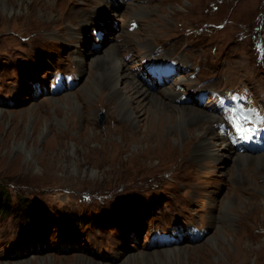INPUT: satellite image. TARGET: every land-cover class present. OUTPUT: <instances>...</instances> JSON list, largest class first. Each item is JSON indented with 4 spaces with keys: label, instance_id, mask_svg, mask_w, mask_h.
Masks as SVG:
<instances>
[{
    "label": "rangeland",
    "instance_id": "1",
    "mask_svg": "<svg viewBox=\"0 0 264 264\" xmlns=\"http://www.w3.org/2000/svg\"><path fill=\"white\" fill-rule=\"evenodd\" d=\"M88 1L0 0V187L14 207L0 214V264H264V200L232 207L228 241L225 199L243 172L228 155L200 156L180 138L192 140L178 118L154 114L164 130L152 131L151 139L118 125L85 141L82 126L65 122L99 99L87 76L98 79L96 68L115 43L118 62L141 78L144 59L158 53L179 59L180 74L153 89L176 88L182 94L170 100L180 106L226 120L215 106L225 93L249 95V108L264 113V0H114L98 15L102 2L85 6ZM131 2L147 6L142 18L132 17ZM84 7L96 16L86 30L79 29ZM69 20L82 30L78 45L68 41ZM141 40L153 49H143ZM71 73L78 82L70 88ZM53 83L59 85L54 92ZM202 91L212 95L200 103ZM70 93L81 106L51 99ZM152 106L158 104L143 101L142 117ZM56 107L61 123L53 117ZM226 122L216 123L211 140L227 132ZM96 124L103 130L117 123L100 107ZM225 132L220 143L227 142ZM229 144L232 155L264 152ZM241 221L249 231L242 241H251L254 251H234ZM180 244L190 253L166 255Z\"/></svg>",
    "mask_w": 264,
    "mask_h": 264
},
{
    "label": "bare ground",
    "instance_id": "2",
    "mask_svg": "<svg viewBox=\"0 0 264 264\" xmlns=\"http://www.w3.org/2000/svg\"><path fill=\"white\" fill-rule=\"evenodd\" d=\"M96 2H102L101 4H97L96 9H94L97 15L100 8L103 9L108 5H115L114 0H91L85 2V6H91ZM127 8L131 9V12L133 13L132 17H137L138 19H140L146 12L147 6L131 2L130 4H128ZM80 12L84 13L83 15L86 16V20L84 21V23L79 24L80 26H77H79V29L84 27V29L86 30V27H88L90 23L96 20V16H93L92 12L87 13L86 7H84ZM131 21V19L128 20V23ZM74 25L75 21L69 22L70 40L68 41L77 43L78 45L82 42V30H79L78 27H75ZM128 25L130 26L131 24ZM142 40L140 41V43L142 44L143 49H153L151 42ZM135 41L139 43V40ZM119 46L120 45L118 43H115L109 50V53L106 56V61L97 66L96 69L99 73L98 79H95L94 73V76L92 77L87 76V79L89 80L87 84H91L96 87L99 92V99L94 103H90L89 106L84 110L80 118L77 117L76 113H72V115L68 118V120H65V122H70L74 125V127H77L79 125L82 126L83 130L79 136H83V140L85 141L102 134L104 131L112 129L113 127L116 129L118 128V125H124L126 129L131 133V135L136 136L140 139H143L145 137H149L151 139L150 133L152 131L161 133L164 130V126L162 124L156 123L155 118L153 117L154 114L160 112L162 115L167 116L171 120H175V118H178L180 123L185 126L187 131L192 136V140H186L181 135L180 138L183 139L185 143L190 144V146L196 152H199L200 156L208 155L214 156L217 159H221L222 157L228 155L233 159L235 169L239 170L240 168V171L243 172V176L233 184L232 192H229L225 199V238L228 239V236L233 234L231 233L232 230L230 223L234 216L232 207L234 205H240L245 202L248 204H256L260 200H264V152L253 153L248 151L242 152L239 150L236 155H232L233 147L229 144L230 138L227 136V133L225 131L224 132L227 142L220 143L219 139H223L224 135V132L222 131L218 133V135L216 136V140H211L210 136L213 133L214 129L217 128L216 123H219L220 127L222 128L223 126L227 125L226 120L213 111L207 110L206 112H203L192 105L180 106L175 101L172 102L170 99L176 98L182 94V92H178L176 88L171 89L168 86L165 87L163 91L158 90L159 93L155 92V89L151 88L141 77L136 76V74L131 70L128 64H121L118 62ZM160 58L162 57H158V59ZM80 72L82 74H85L84 70H80ZM118 73H120L119 76H117ZM121 77L124 78V81L120 79ZM122 82H126V85L124 87L121 86ZM88 93L93 94L91 88L90 90H88ZM51 99L53 101L60 102V104L62 105L72 106L73 108L75 106L82 105L80 98L72 93L66 94L65 99L55 97H51ZM145 100H148L149 103L155 102L156 104H158V106L150 107L151 114L149 117H142V115L146 114L148 110L146 109L143 112L142 104ZM166 105H168L169 107ZM100 107H104L108 112V116L112 117L117 124H115L114 126L106 125L103 130L98 128L96 120ZM60 111L61 107H56L55 112L53 113L54 120H57L58 123H61L62 121L59 114ZM91 111L92 116L90 114ZM38 122L40 121H37L36 123ZM49 128L50 127H42V131H48ZM89 129L92 130V134L89 133ZM63 133H66V131H64ZM168 135L172 136L175 134L173 131H169ZM78 137H75V146L78 142ZM59 138L60 136H58L57 133H54L51 136V141L55 144H58L56 143V141H59ZM121 143L122 142H120V144ZM72 165H74L75 169L77 161L74 160ZM94 173L96 174V170H94ZM239 225L240 230L238 233H236V236L234 235L236 239H233L232 242L234 251L243 252L245 250H256V246H254L251 241L249 245H245L243 243L242 238L244 235L248 234L249 231L248 228L244 226L243 221L239 222ZM182 246L180 244V246L177 245V247L175 248L172 247L170 249H165L166 255H175L177 252L189 254V250L185 249Z\"/></svg>",
    "mask_w": 264,
    "mask_h": 264
},
{
    "label": "trees",
    "instance_id": "3",
    "mask_svg": "<svg viewBox=\"0 0 264 264\" xmlns=\"http://www.w3.org/2000/svg\"><path fill=\"white\" fill-rule=\"evenodd\" d=\"M12 198L10 192L4 187H0V214L9 215L13 213Z\"/></svg>",
    "mask_w": 264,
    "mask_h": 264
},
{
    "label": "clouds",
    "instance_id": "4",
    "mask_svg": "<svg viewBox=\"0 0 264 264\" xmlns=\"http://www.w3.org/2000/svg\"><path fill=\"white\" fill-rule=\"evenodd\" d=\"M235 127H236L237 131L242 132V133L243 132H247V134L249 136H251L252 132H253V129L255 128V125H253L252 128H244V127L241 126L239 120H237V121H235Z\"/></svg>",
    "mask_w": 264,
    "mask_h": 264
}]
</instances>
